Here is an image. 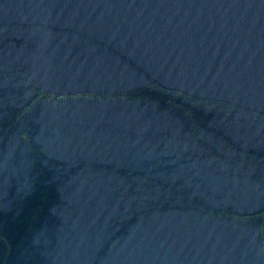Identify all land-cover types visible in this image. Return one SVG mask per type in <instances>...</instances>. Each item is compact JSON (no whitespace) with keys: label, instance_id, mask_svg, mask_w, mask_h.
<instances>
[{"label":"water","instance_id":"water-1","mask_svg":"<svg viewBox=\"0 0 264 264\" xmlns=\"http://www.w3.org/2000/svg\"><path fill=\"white\" fill-rule=\"evenodd\" d=\"M0 264H264V0H0Z\"/></svg>","mask_w":264,"mask_h":264}]
</instances>
